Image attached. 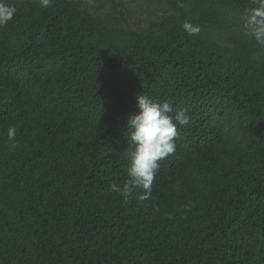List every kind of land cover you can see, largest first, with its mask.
<instances>
[{
    "label": "trees",
    "instance_id": "1",
    "mask_svg": "<svg viewBox=\"0 0 264 264\" xmlns=\"http://www.w3.org/2000/svg\"><path fill=\"white\" fill-rule=\"evenodd\" d=\"M88 1L3 0L17 11L0 27V264H264V47L243 28L250 0H145L155 18L136 28ZM140 93L190 122L150 198L125 202L110 185L128 179Z\"/></svg>",
    "mask_w": 264,
    "mask_h": 264
},
{
    "label": "clouds",
    "instance_id": "2",
    "mask_svg": "<svg viewBox=\"0 0 264 264\" xmlns=\"http://www.w3.org/2000/svg\"><path fill=\"white\" fill-rule=\"evenodd\" d=\"M54 0H39L41 8L47 9ZM251 7L246 10L243 21L245 34L255 43L264 47V0H250ZM16 7L5 4L0 0V27L6 26L16 14ZM183 29L190 36L199 34L198 25L185 22ZM138 113L128 118V140L134 150L131 153L130 164L127 168L128 179L122 186L110 185V191L119 194L126 202L136 189H142L141 199H149L152 185L159 169V162L174 153L177 138V126H187L190 117L186 109H176L175 116L169 115L174 111L168 101L156 102L146 95L135 97ZM17 127L9 126L7 137L14 141Z\"/></svg>",
    "mask_w": 264,
    "mask_h": 264
},
{
    "label": "rangeland",
    "instance_id": "3",
    "mask_svg": "<svg viewBox=\"0 0 264 264\" xmlns=\"http://www.w3.org/2000/svg\"><path fill=\"white\" fill-rule=\"evenodd\" d=\"M119 1H116L115 5L103 0H89L88 3L92 12L107 18L112 24L117 23L122 26L127 25L136 28L145 26L146 21L155 18L153 8L145 0Z\"/></svg>",
    "mask_w": 264,
    "mask_h": 264
}]
</instances>
